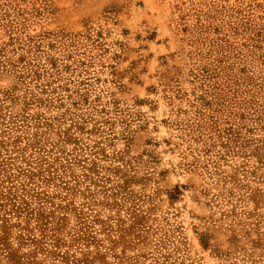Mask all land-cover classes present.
<instances>
[{"label": "rangeland", "instance_id": "obj_1", "mask_svg": "<svg viewBox=\"0 0 264 264\" xmlns=\"http://www.w3.org/2000/svg\"><path fill=\"white\" fill-rule=\"evenodd\" d=\"M206 90L263 147L264 0H0V264H262L264 167L177 125Z\"/></svg>", "mask_w": 264, "mask_h": 264}, {"label": "trees", "instance_id": "obj_2", "mask_svg": "<svg viewBox=\"0 0 264 264\" xmlns=\"http://www.w3.org/2000/svg\"><path fill=\"white\" fill-rule=\"evenodd\" d=\"M51 65L53 64L51 63ZM36 68H38L39 70V65ZM201 71L203 72V76L211 81V77H213V74L210 73L211 71L208 69V67L203 66ZM219 87L220 86L216 82L213 83L214 89L222 90ZM204 93L211 94L213 100L199 98L201 99L200 101L203 108L196 106L194 114L191 116L189 115L183 121H177V125H180L183 131L186 132L188 141L200 144L201 150H199L198 155H200L201 153L208 155V158H206L208 159L207 161L215 164V174L221 175L222 177L220 179H222V181H230L235 183L237 186H243L241 184L242 180L237 176V171L231 174H225L224 171H221V169L216 165H219V161L227 163L229 161V158L234 160L235 157L244 156L248 160L249 158L256 157L259 164H261V167H264V152H261L262 149L264 150V141L263 147L256 146L253 149H250V141L242 138L241 133L239 132V127L237 126V124H234L235 120H241L242 118H244V113L236 111L235 108H233L231 111H228V107L226 106V104H224L221 91L212 93L206 90ZM185 113L188 112L185 111ZM220 116H224V118ZM204 163H206V161ZM246 163L247 162H243V166H246ZM253 173L255 172H252V174ZM256 191L259 194L261 193L259 189L255 190L254 194H250V198H253L254 200L257 199L258 196ZM9 194H11V192H9ZM13 207L14 208L10 209L6 204H0V210L4 211V213H0V227L3 234V236L0 237V245L3 248L5 247L4 249H7L9 251L10 257H14V250L11 248V244H9L8 240L9 237H11V231L15 224L11 222V218L7 215L15 214L19 216L20 214H24L25 212V217L31 219L33 214V210H31V208L29 207L28 202H24L21 206L14 204ZM39 218L46 219L47 216L44 215L43 211H39ZM61 220H64V218H62ZM18 224L21 225V221H19ZM27 231L29 234L31 233V230L27 229ZM19 237L21 239H24V241L31 240V238L29 237L25 239L24 235L22 236L21 234ZM51 237L54 236L51 235ZM32 241L37 242V240L34 241V238L32 239ZM55 245H57L56 241ZM250 264H256V262L253 261L250 262ZM262 264H264V262Z\"/></svg>", "mask_w": 264, "mask_h": 264}]
</instances>
